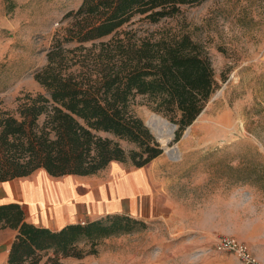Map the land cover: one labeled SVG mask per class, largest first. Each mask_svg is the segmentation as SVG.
Instances as JSON below:
<instances>
[{
    "label": "rangeland",
    "instance_id": "374dc122",
    "mask_svg": "<svg viewBox=\"0 0 264 264\" xmlns=\"http://www.w3.org/2000/svg\"><path fill=\"white\" fill-rule=\"evenodd\" d=\"M82 1L0 0L3 106L14 108L22 92L43 91L35 74L47 63L55 34L68 26L65 15ZM123 28L152 39L190 35L206 51L218 87L179 139L175 128L169 139L167 132L159 135L151 119L172 121L143 98L136 99L133 111L155 135L163 153L145 166L151 194L129 196L122 212L129 214L132 203L147 226L105 238L96 254L64 264H241L234 253L219 251L216 243L234 237L264 250V0H203L183 4L177 13L157 22L136 15ZM121 144L127 150L135 147L126 140ZM118 164L128 173L137 168ZM40 173L29 178L35 180ZM117 176L111 164L83 178L96 190L94 205L105 204L102 211L89 208L90 217L110 213L105 199L112 197L110 186ZM17 196L29 215L28 206ZM78 213L82 216L85 211L80 208ZM48 215V222L42 217L43 223L55 226L54 213Z\"/></svg>",
    "mask_w": 264,
    "mask_h": 264
},
{
    "label": "trees",
    "instance_id": "16d2710c",
    "mask_svg": "<svg viewBox=\"0 0 264 264\" xmlns=\"http://www.w3.org/2000/svg\"><path fill=\"white\" fill-rule=\"evenodd\" d=\"M201 1L83 0L69 11L35 74L43 91L22 92L11 109L0 103V183L39 169L61 177L97 174L114 161L146 166L163 148L133 111L138 97L177 125L179 139L218 87L207 53L188 34L152 39L123 27L136 15L157 22ZM0 226L17 231L9 264H64L147 224L114 212L52 229L30 222L25 206L12 201L0 204Z\"/></svg>",
    "mask_w": 264,
    "mask_h": 264
},
{
    "label": "crops",
    "instance_id": "0c3cea01",
    "mask_svg": "<svg viewBox=\"0 0 264 264\" xmlns=\"http://www.w3.org/2000/svg\"><path fill=\"white\" fill-rule=\"evenodd\" d=\"M118 163L115 161L111 163L113 164V169L117 170L118 176L110 186L112 196L110 198L112 199H105L108 207L111 208L110 213L122 212L124 209L123 201L126 198H130L129 196L133 199V197L137 196L138 192L140 195L151 194L153 190L145 166L136 168L128 173L124 172ZM37 171H41L42 173L37 174L35 180L29 178L31 174L23 177L19 183H15V180L1 182L0 204L18 201L17 195L19 194L21 201L28 206V220L30 222L41 224V222L43 223L42 217H46V221L48 222L50 217L48 213L51 211L54 213L55 226L43 223L52 229H60L70 223L92 220L94 218L90 217L88 213L89 208H92V206L94 208L95 206V208L102 211L103 207H105V204L102 205V201L94 205L96 190L86 185L85 181H83V178L89 175H65L55 177L62 179L52 180L51 177L54 176L49 175L45 170L39 169ZM104 197H106L105 191H103ZM119 197H121V200L118 203ZM80 208L85 211V214L82 216H79L78 213ZM129 211L130 215L138 218L132 203H130ZM16 233L15 229L2 228L0 226V264H9L10 245ZM249 247L253 254L264 262V250L253 249L250 245ZM77 259L75 257H67L63 261Z\"/></svg>",
    "mask_w": 264,
    "mask_h": 264
},
{
    "label": "built area",
    "instance_id": "2783aa9c",
    "mask_svg": "<svg viewBox=\"0 0 264 264\" xmlns=\"http://www.w3.org/2000/svg\"><path fill=\"white\" fill-rule=\"evenodd\" d=\"M219 251H229L234 253L241 264H264L262 260L257 258L251 251L249 245L234 237H222L216 243Z\"/></svg>",
    "mask_w": 264,
    "mask_h": 264
},
{
    "label": "bare ground",
    "instance_id": "6f19581e",
    "mask_svg": "<svg viewBox=\"0 0 264 264\" xmlns=\"http://www.w3.org/2000/svg\"><path fill=\"white\" fill-rule=\"evenodd\" d=\"M150 124H151L152 128L155 131H157V133L159 135H162V133L165 134V132H167L168 133V135L166 136L167 139L170 138L171 133L174 130V126L172 125V123H170L169 121L163 119L160 116H155L154 118H152ZM165 147H166V145H165ZM167 152L171 153L172 155L174 154L173 150L169 149V148H167ZM172 158L176 159V158H178V156L177 157L172 156Z\"/></svg>",
    "mask_w": 264,
    "mask_h": 264
},
{
    "label": "water",
    "instance_id": "95a60500",
    "mask_svg": "<svg viewBox=\"0 0 264 264\" xmlns=\"http://www.w3.org/2000/svg\"><path fill=\"white\" fill-rule=\"evenodd\" d=\"M171 123H172V122H171ZM172 125L174 126L175 129L178 128L176 124L172 123ZM188 128H189V127H188ZM188 128H187V129H188Z\"/></svg>",
    "mask_w": 264,
    "mask_h": 264
}]
</instances>
